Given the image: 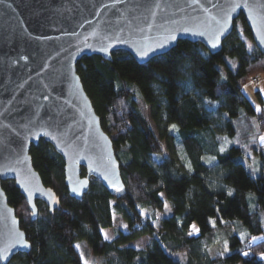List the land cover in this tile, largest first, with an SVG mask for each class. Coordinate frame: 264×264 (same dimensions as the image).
I'll return each instance as SVG.
<instances>
[{"label":"trees","instance_id":"1","mask_svg":"<svg viewBox=\"0 0 264 264\" xmlns=\"http://www.w3.org/2000/svg\"><path fill=\"white\" fill-rule=\"evenodd\" d=\"M111 55V60L83 56L76 71L112 140L125 193L114 196L93 179L81 199L71 197L62 157L40 139L30 148L32 164L44 185L59 196L61 207L50 213L44 202L36 201L38 214L32 219L14 181L1 182L31 245L7 264H83L78 240H85L104 264H264V145L252 121L264 134V112L255 110L257 104L243 90L252 76L264 73V55L242 14L215 53L199 42L179 40L145 63L122 50ZM137 99L149 106L151 120L162 127L159 135ZM204 101L215 103L206 106ZM222 136L228 139L224 152L219 150ZM160 137L171 138L165 146L170 154H164ZM247 148L258 156L255 173L242 161ZM204 154H212L215 161L203 162ZM162 195L171 210L157 227L156 212L166 203ZM145 207L152 210L148 219L141 215ZM114 214L126 222L127 230L114 228ZM236 220L246 229L244 238L233 231ZM106 228L113 229L108 240L102 234ZM143 235L150 236L147 247L126 245ZM218 242L228 247L225 256L209 254L208 248Z\"/></svg>","mask_w":264,"mask_h":264},{"label":"water","instance_id":"2","mask_svg":"<svg viewBox=\"0 0 264 264\" xmlns=\"http://www.w3.org/2000/svg\"><path fill=\"white\" fill-rule=\"evenodd\" d=\"M234 2L0 0V251L12 244L13 238H19L16 233H23L28 241V247L16 244L8 248L1 264L31 248L14 207L8 203L2 181H14L32 219L38 214L36 201L44 202L50 213L61 207L59 196L44 185L32 164L30 148L40 139L50 143L62 157L64 181L71 197L81 199L93 179L114 196L125 193L112 140L102 128L82 85L76 71L77 61L90 55L111 60L113 51L122 50L137 62L145 63L169 51L179 40L199 42L215 53L240 14L254 44L264 55V44L257 39L264 23L262 8L255 12L235 8L230 12L229 28L220 43L215 48L208 44L207 37L216 28L213 18H218L222 10L228 11ZM248 2L264 4V0ZM185 28L191 31H182ZM200 32L205 35L196 34ZM170 33L177 39L165 44ZM157 44L162 46L157 48ZM141 47L152 51L140 58L136 50ZM104 48L107 52L102 51ZM4 168L16 171L5 172ZM114 183L121 191H115L111 186Z\"/></svg>","mask_w":264,"mask_h":264},{"label":"rangeland","instance_id":"3","mask_svg":"<svg viewBox=\"0 0 264 264\" xmlns=\"http://www.w3.org/2000/svg\"><path fill=\"white\" fill-rule=\"evenodd\" d=\"M256 77H257V81L253 82V81H251V78H250L249 81L245 84V85H248L247 90L245 91L244 86H243V90L246 93V95L254 103L258 104L257 103L258 102L257 101V94H256V92H258V91L254 90V86L257 89L258 88H264V73H261V74L257 75ZM261 97L264 100V96H261ZM137 104L140 107V109L142 110V112L145 115V117L149 120V122H150L151 126L153 127L155 133L157 135H159L160 134V129H162V127H157L155 125V123L151 120L149 106L147 104H144L141 100H138V99H137ZM241 117H242V115L240 116V119H241ZM252 121H253V129H254V131H256V135L255 136L257 137V140H258L259 135H264V134H262V133L260 134L259 133V131L257 130L258 128H257L256 121L254 119ZM225 138L226 137L222 136V140L219 143V149L222 146H225ZM160 139L162 140L163 146H164V149H165L164 150V154H166V155L170 154L169 149H166L165 146H166V143L171 144V138L166 139V138H161L160 137ZM226 140L228 141L227 138H226ZM258 142H259V140H258ZM227 144H226V146H227ZM249 148H247L245 150L244 156L242 157V161L245 163V165L247 166L248 169H250L253 173H255L256 172V163L258 161V156L253 150H250ZM212 157H215V156H213L212 154H204L202 156V161L203 162L208 161ZM215 159H216V157H215ZM215 159L211 160V162L207 163V164L213 163L215 161ZM162 196L164 197V195H162ZM249 197H250V195H249ZM164 198L166 200L165 205L167 207H165L163 210H157L156 219L153 221V223L157 227H160V219H161V217L170 214V210H171L170 209L169 200L166 197H164ZM254 205H255V201H251L250 202L251 208ZM141 213H144L142 215V217L144 219H148L152 215V210H151V208H148V207L141 208ZM260 217H261V221H262V225H263V229H264V213L263 212H261ZM212 220H214V219H212ZM114 228H116V229L120 228V229L127 230L126 222L117 214H114ZM233 231H235L237 234H239V236L241 238L245 237L246 229H245V227L242 225V223L239 220H236L234 222ZM102 234H103V237H104L105 234H107L109 237H112L113 236V229L112 228L103 229ZM263 234H264V232H263ZM257 236L255 235V236H253V238L257 239ZM260 236H262V235H260ZM262 237H264V235ZM149 241H150V236L143 235L141 237H138V238L128 242L126 245H133L136 248H145V247L148 246ZM75 245H79V250L78 251L80 253L81 252L84 253V259L88 262V264H104L103 258L101 256H99V255L94 254L91 251L89 245L87 244V242L85 240H78V241H76ZM225 249H226V245L224 243L218 242V243L210 246V253H211L212 256H216V255L225 256L227 254ZM82 263L84 264V261H82Z\"/></svg>","mask_w":264,"mask_h":264},{"label":"snow or ice","instance_id":"4","mask_svg":"<svg viewBox=\"0 0 264 264\" xmlns=\"http://www.w3.org/2000/svg\"><path fill=\"white\" fill-rule=\"evenodd\" d=\"M194 2H195V0H194ZM157 7H159V5H157ZM238 7L248 8L250 12H255L257 10V8L264 9V4L256 5V4H249L248 0H242V2H239V0H236V2H234L233 4H231L229 6L228 11H223L222 10V14L218 18H215V17L213 18L214 21H215V24H216V28L207 37L208 44H210L213 48H215L217 46V44L220 43L222 34L225 31H227L228 28H229V21L231 19L230 12L234 11L235 8H238ZM250 19H252V17H250ZM182 31L188 32V31H191V29L185 28V29H182ZM258 32H259V34L257 36V39H259L261 44H264V23H262L260 25V28H259ZM196 34L200 35V36H204L205 35L204 32H200V33H196ZM176 39H177V37L174 34L170 33L169 36H168V39L165 40L164 43L166 44V43H168V40H176ZM161 46L162 45H160V44L156 45L157 48H159ZM102 51L107 52V48L102 49ZM151 51H152V49H150V48L145 49V48L141 47V48H137L136 54L140 58H144V57L148 56ZM247 88H248V85H244L245 91L247 90ZM254 90L258 91V93L261 96H264V88H258L257 89L254 86ZM45 99H47V97H45ZM213 103H215V102H213V101H204V104L206 106L210 105V104H213ZM255 110L257 112H264V108H261V106L259 104L255 105ZM225 115H227V113H225ZM170 127H171V129L174 130L176 128V125L173 124ZM54 139H55V137H54ZM258 140H259L260 144L264 145V135H260L258 137ZM227 143H228V141L225 138V146H226ZM225 146H222L219 149L220 152H224L226 150ZM214 159H215V157H212V158H210V160L205 161V162L206 163H210L211 160H214ZM110 163H111V161H110ZM113 167H114V164H113ZM3 171H5V172H15L16 169L15 168H4ZM25 179H27V175H26ZM105 179H107V177H105ZM111 186L115 189V191H117V192L121 191V188L118 186V184L114 183V184H111ZM73 191L75 192V191H77V189L73 188ZM53 202L55 203V201H53ZM165 207H167V206L165 205ZM143 214L144 213H141V215H143ZM210 222L211 223H215V221L212 220L211 218H210ZM192 228H193V231H199V229H197L195 225H192ZM15 236H17L19 238L18 239L13 238V243L7 245V247L3 251H0V260L5 259L7 257L8 248H11V247L15 246L16 244H19L22 247H28V241L23 238V233H16ZM10 237H11V234H10ZM104 239L108 240V239H110V237L107 234H105L104 235ZM253 239H255V238H253ZM76 247H77V250H79V245H76ZM225 250L227 251V249H225ZM244 255H247V253H244ZM261 256L264 257V253H261ZM80 259L82 261H84V264H88V262L84 259V253L83 252L80 253Z\"/></svg>","mask_w":264,"mask_h":264},{"label":"built area","instance_id":"5","mask_svg":"<svg viewBox=\"0 0 264 264\" xmlns=\"http://www.w3.org/2000/svg\"><path fill=\"white\" fill-rule=\"evenodd\" d=\"M251 81L256 82L257 81V77L256 76L251 77ZM246 244L250 245L251 243L250 242H246ZM247 255H249V254H247Z\"/></svg>","mask_w":264,"mask_h":264},{"label":"crops","instance_id":"6","mask_svg":"<svg viewBox=\"0 0 264 264\" xmlns=\"http://www.w3.org/2000/svg\"><path fill=\"white\" fill-rule=\"evenodd\" d=\"M102 231H103V229H102ZM113 237V236H112ZM112 237H110V239L112 238ZM250 240H252V239H250ZM133 246V245H132ZM226 249H227V253L229 252V249H228V247L226 246ZM208 251H209V254L211 255V253H210V247L208 248ZM212 256V255H211Z\"/></svg>","mask_w":264,"mask_h":264}]
</instances>
